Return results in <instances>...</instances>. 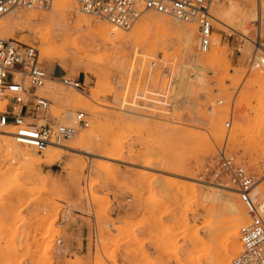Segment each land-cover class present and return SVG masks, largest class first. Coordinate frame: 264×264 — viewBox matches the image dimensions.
<instances>
[{
  "label": "rangeland",
  "instance_id": "rangeland-1",
  "mask_svg": "<svg viewBox=\"0 0 264 264\" xmlns=\"http://www.w3.org/2000/svg\"><path fill=\"white\" fill-rule=\"evenodd\" d=\"M70 2L73 16L79 15ZM211 5L212 16L215 10L223 22L213 17L211 36H219L221 51L199 66L188 63L174 33L149 32L144 42L89 49L81 48V36L72 28L60 30L48 22L12 33L13 42L21 39L33 49V37L40 34L64 47L56 61L40 59L34 49L36 62L46 72L56 65V77L81 78L83 91L48 80L57 81L53 87L63 95L85 98V109L48 98L50 112L59 123H69L82 111L90 124L76 133L85 143L59 149L52 162L23 164L0 149V264H118L119 251L146 256L147 247L155 255L139 264H213L215 243L228 224L219 208L238 198L224 188L221 202L204 200L215 185L204 172L206 162L220 150L236 156L264 192V119L256 111L263 98L251 88L264 56V0ZM159 39V46L150 45ZM1 103L0 112L6 101L0 98ZM74 139L60 143L69 147ZM14 177L26 188L14 186ZM77 218L93 229L88 260H60Z\"/></svg>",
  "mask_w": 264,
  "mask_h": 264
},
{
  "label": "built area",
  "instance_id": "built-area-1",
  "mask_svg": "<svg viewBox=\"0 0 264 264\" xmlns=\"http://www.w3.org/2000/svg\"><path fill=\"white\" fill-rule=\"evenodd\" d=\"M213 0H73L76 10L111 27L129 29L145 12L170 16L181 23H193L198 30V50L210 48L213 32ZM52 0H0V18L14 9L51 8ZM261 45V44H259ZM35 50L18 42L0 39V98L6 101L0 112V127H11L12 138L20 146L41 153L48 146L72 139L90 124V117L78 111L69 123H59L50 112V100L37 94L48 79L35 61ZM264 71V56L260 59ZM55 80L65 87L83 91L81 78L63 75ZM216 91V90H215ZM226 128L230 122L224 123ZM204 172L215 184L232 189L245 211L239 229L240 251L232 264H264V192L259 181L236 156L220 150L204 165ZM91 237H94L92 232ZM94 240V239H93ZM92 240V242H94ZM57 240V245L61 244ZM89 244V239H88Z\"/></svg>",
  "mask_w": 264,
  "mask_h": 264
},
{
  "label": "bare ground",
  "instance_id": "bare-ground-1",
  "mask_svg": "<svg viewBox=\"0 0 264 264\" xmlns=\"http://www.w3.org/2000/svg\"><path fill=\"white\" fill-rule=\"evenodd\" d=\"M53 1L54 0H52V4ZM70 1L71 0H56V3L53 5V7L51 5V8L48 10H42V9L12 10L8 14H6L8 16L5 19H1L3 16L0 18V39L13 42L15 41L12 35L14 31L21 30L22 28H27L30 31H33L35 30V28L39 27L42 23L48 22L50 24L57 26L60 30H67L69 28H72L74 32L79 33L82 40L81 42L82 49H89L99 45L105 46L107 44L126 45L130 43L133 39L143 40L144 42V39L147 38V34H148V38H150L149 32H152V34L153 32H158L161 34L167 32V33H174L179 36L181 43L183 45L185 56L187 57V61L192 66H199L200 64H203L206 61L212 60L217 56L216 54H218L221 51L220 38L218 35H213L211 36L210 50L205 53L199 52L198 30L196 29V27H194L196 25L193 23L190 24H193L194 26H187L186 24L189 23L182 24L180 22L181 24H179V21L175 20L174 18H173L174 21L173 20L171 21L168 18L170 16H166L158 13H156V15L158 16H150L148 15L149 12L148 11L147 13L145 12L146 14L141 16L129 29H125L121 27H111L103 20H101L102 22L98 26H94L93 25L94 22L99 21V19L98 20L94 19L95 20L94 21L88 16H85L83 14L80 15V13L79 15L73 16L72 14L73 9L71 8ZM218 4H215V6ZM211 7L214 9V6L211 5ZM216 8L218 7L216 6L215 9ZM37 10H41V11H37ZM44 11H48V12H44ZM214 11L212 12L213 17L217 20L219 24H222L223 23L222 20L219 18V16L216 13H214ZM86 30H88V33H83ZM246 32L247 34H250V32L248 31ZM33 40L35 43L34 49L40 52V57H39L40 59L44 58V59H50L51 61L52 60L56 61V59H58L61 56L59 52H62L64 50V47H57L54 45L53 37H45L44 35L40 34V35H35L33 37ZM18 43L22 44L21 39L18 40ZM133 44L136 45L135 43ZM160 44H161V39H159L158 42L152 41L150 43L152 47L159 46ZM55 82L57 81L47 80V84L44 86V88L38 91L40 92V94H43L45 97L50 98L55 103L64 104L69 108L82 107L85 109L84 107L86 104L85 98L79 97L77 95L61 94L53 87V84H55ZM172 83H174L173 78H172ZM251 88L253 89V92L262 94L263 101L258 103V106L256 107V111L258 113V117L259 118L262 117L264 119V71L262 70L261 67L253 73ZM2 105L3 103H1L0 107ZM70 115L71 112L65 113L66 117ZM12 130L13 129L11 127H5V128L0 127V149L3 150V155L5 158L11 160L22 159L23 164L36 160H39L38 163L52 162L53 160L59 157V151H58L59 149H64V148L74 149L76 147L82 146L85 143V137L76 134L73 137L75 139L73 140L72 146L68 147L62 143H58L56 145L48 146L45 150H43L39 154L34 149L28 146H20L18 144L13 143V138L11 135ZM14 178H15L13 179L14 181L12 180L14 182V186L18 185L21 187L24 186L22 187L23 189L26 188V186L23 183L22 184L19 183L16 177ZM209 184L211 185V183ZM211 187H212L211 193L209 191H208L209 193L205 191L208 193L205 194L204 197L205 201L208 200L209 202L210 201L221 202L223 198L225 199L224 195L220 193V189H224L228 187L218 184L212 185ZM232 192L237 197L235 192L234 191ZM226 198L229 199V196H227ZM238 200L239 199H236V201L229 200V202L231 201V204L229 206L225 207L224 205H222V207L219 208V210L223 212L224 220H226L228 224L225 230L224 238L215 243L213 249L215 251V256L213 258L214 261L212 262L213 264H232L233 257L236 254H238L240 251L239 229L241 226L243 209L241 204L238 202ZM198 241H202V239L198 238ZM213 250H212L213 252L212 256L214 254ZM210 258L212 259V257H209V259ZM198 263L200 262L198 261ZM208 263L210 262H207L206 264Z\"/></svg>",
  "mask_w": 264,
  "mask_h": 264
},
{
  "label": "crops",
  "instance_id": "crops-1",
  "mask_svg": "<svg viewBox=\"0 0 264 264\" xmlns=\"http://www.w3.org/2000/svg\"><path fill=\"white\" fill-rule=\"evenodd\" d=\"M56 65H49L48 66V75L51 79H57L64 74L59 76H54L53 73L57 71ZM76 216H81L78 213H75ZM85 218V217H83ZM93 232L88 227V222L85 220H81L77 218L75 222L71 223V227L67 231L68 236L64 240V246L61 247V250L58 254L60 260H64L70 258L71 260L74 259V256L81 257L82 260H88V238L89 235ZM134 247V246H132ZM65 249V250H64ZM93 252V249H92ZM154 252L150 247H147V255H134L124 254L123 252L119 251L116 256V260L118 264H139L142 260H149L154 257Z\"/></svg>",
  "mask_w": 264,
  "mask_h": 264
}]
</instances>
